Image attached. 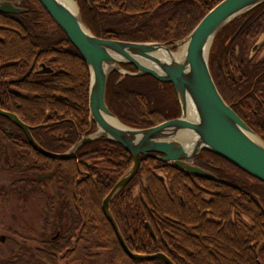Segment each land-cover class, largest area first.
Segmentation results:
<instances>
[{"label": "trees", "instance_id": "1", "mask_svg": "<svg viewBox=\"0 0 264 264\" xmlns=\"http://www.w3.org/2000/svg\"><path fill=\"white\" fill-rule=\"evenodd\" d=\"M220 1L77 3L82 21L96 37L171 44L188 35ZM19 3L27 13L10 24L0 22L11 29H0V109L30 126L43 149L64 153L89 127V73L40 4ZM263 36L264 3L216 35L209 70L223 100L264 142V56L259 57ZM42 60L50 62L52 74L29 72ZM122 68L135 71L130 65ZM105 101L131 128L152 127L180 115L172 86L150 76L112 73ZM201 153L225 182L192 178L151 158L141 161L135 178L110 203L125 244L136 254L162 253L173 264H264V183L208 151ZM130 165L129 154L105 139L83 145L71 160L45 158L31 149L20 129L0 116V172L11 179L2 191L20 203L35 198L43 203L37 237L30 245L8 238L16 249L0 258V264H78V257L92 264H164L159 259H129L102 215L103 198ZM41 174L51 176L37 180Z\"/></svg>", "mask_w": 264, "mask_h": 264}, {"label": "water", "instance_id": "2", "mask_svg": "<svg viewBox=\"0 0 264 264\" xmlns=\"http://www.w3.org/2000/svg\"><path fill=\"white\" fill-rule=\"evenodd\" d=\"M36 1L78 52L88 70L90 128L69 150L53 153L34 140L30 126L17 115L0 109V116L23 132L32 150L51 160H71L79 148L99 139L120 145L131 157V165L102 200V215L129 259L146 262L159 259L164 264H173L162 253L130 251L112 216L110 203L135 178L144 158L167 163L179 172L195 177L225 182L192 164L191 160L201 151H208L264 183V142L223 100L209 70V53L216 35L236 18L263 4L264 0H222L188 35L171 44L99 38L82 21L77 0ZM19 11L12 2L0 1V13ZM122 65H130L135 71H127ZM114 72L130 77L150 76L160 83L170 84L180 115L148 128L122 124L105 101L107 80ZM92 126L94 131H91ZM5 130L9 133V126ZM50 176L41 174L37 180ZM0 242H4V237H0Z\"/></svg>", "mask_w": 264, "mask_h": 264}, {"label": "rangeland", "instance_id": "3", "mask_svg": "<svg viewBox=\"0 0 264 264\" xmlns=\"http://www.w3.org/2000/svg\"><path fill=\"white\" fill-rule=\"evenodd\" d=\"M263 39L264 36L259 42ZM18 45L16 43V46ZM262 56H264V48L259 54V57ZM10 182V177L0 172V237H4V242L0 243V258H5L12 249H16L14 245L10 246L8 238L16 244L25 242L24 244L30 245V240L37 237L43 226L41 199L35 198L27 203L18 202L14 196L2 191V188H6ZM134 189V192L138 190L136 187ZM79 260L83 262L82 264H92L88 259L78 257Z\"/></svg>", "mask_w": 264, "mask_h": 264}, {"label": "flooded vegetation", "instance_id": "4", "mask_svg": "<svg viewBox=\"0 0 264 264\" xmlns=\"http://www.w3.org/2000/svg\"><path fill=\"white\" fill-rule=\"evenodd\" d=\"M0 1H3V0H0ZM5 1H8V2H12L14 7L17 8V9H20V11L18 13H8V14H2L0 13V22L1 23H4V24H10L11 21L13 20H16L18 21L19 18L23 15V14H26L27 13V9L25 7H23V5H21L19 3V0H5ZM17 1V2H16ZM0 23V29L3 30V31H7V30H11L8 26L6 25H2ZM0 41H2V38L0 37ZM259 45L255 46V48L257 49ZM33 70V74L35 76H44V75H49V74H52L54 72V69L52 68L51 64L49 61H45V60H42V61H39L37 62L36 64H32L30 71ZM90 128V124H89V127L87 130H85V132H87ZM91 131H94V126H92L91 128ZM83 132V133H85ZM82 133V134H83ZM202 152V151H201ZM199 153V155L197 157H195L194 159L191 160L192 164L195 165V166H198L204 170H207L209 171L210 173H212L214 175V173L210 170V164L208 163V160L206 158H203L201 157L202 153ZM137 175V174H136ZM191 175V174H190ZM195 176L192 175V178H194ZM217 177V176H216ZM195 178H199V177H195ZM203 179V178H201ZM219 179V178H218ZM222 180V179H220ZM211 181V180H210ZM219 182V181H218ZM125 188V187H124ZM123 188V189H124ZM111 189V188H110ZM110 191V190H109ZM134 196H137L138 192L136 191L135 193H133ZM117 196V195H116ZM104 199V198H103ZM204 200H206V197L203 198ZM140 201L142 202L141 204H143V206H145V203L143 202L142 199H140ZM146 228H148V230L150 231V234L153 235V232L152 230L150 229L149 225H146ZM189 229V228H188ZM190 230V229H189ZM190 235V234H189ZM163 243V246L166 247V243L164 241H162ZM83 262L79 261L78 264H82Z\"/></svg>", "mask_w": 264, "mask_h": 264}]
</instances>
